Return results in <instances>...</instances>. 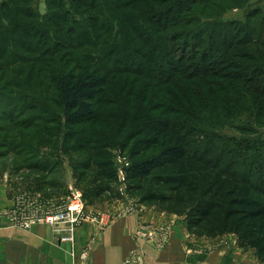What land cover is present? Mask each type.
Segmentation results:
<instances>
[{
    "label": "trees",
    "instance_id": "16d2710c",
    "mask_svg": "<svg viewBox=\"0 0 264 264\" xmlns=\"http://www.w3.org/2000/svg\"><path fill=\"white\" fill-rule=\"evenodd\" d=\"M43 1L0 0L1 143L19 160L37 154L28 134L85 153L74 168L98 171V194L118 148L141 205L264 262V1Z\"/></svg>",
    "mask_w": 264,
    "mask_h": 264
},
{
    "label": "rangeland",
    "instance_id": "374dc122",
    "mask_svg": "<svg viewBox=\"0 0 264 264\" xmlns=\"http://www.w3.org/2000/svg\"><path fill=\"white\" fill-rule=\"evenodd\" d=\"M39 1L40 10L45 12V1ZM256 1L258 0L253 2ZM226 11L223 16L226 21L227 19L242 20L246 13L244 7H231ZM224 130L226 133L241 135L233 127ZM260 130L264 132V127ZM26 137L37 154L33 156L24 153L20 160L15 158L14 149L8 151V146L0 141V189H2L0 198L6 196L12 200V204L0 203V208L11 207L22 194L38 198L43 202H62L67 201L73 192L79 191L83 195L85 210L89 215L85 222L93 225L94 230L85 239L83 250L78 253L77 230L83 224L75 230L64 224H57L51 227V230L56 235L64 236L65 241L69 242L67 250L59 247L64 241L63 238L51 239L53 241L50 244L53 245L51 256L55 255L53 257L57 258L56 261L49 263L48 257L45 258L46 261L43 260L40 257L43 250L38 249L31 250V257H35V261L29 263L25 258L21 264H93L91 248L96 242V233L101 234L108 226L105 214L110 208L116 210L115 212L129 215H141L144 212V218L138 221L133 232L135 244L128 248L127 255L120 264H264L255 250L239 241L234 234L218 235V237L198 236L188 231L183 217L141 205L131 194L129 184L126 188L125 182H114L111 192L102 191L98 194L99 187L103 185L98 171L88 172L80 177L79 171L74 168L78 162L85 160V153L64 154L55 148L40 145L38 138L32 134ZM112 149L114 164L119 170L123 168L128 155L118 148ZM22 159H26L25 164L39 160H47L50 164L46 172L41 169L35 171L26 165H21L22 163L19 162Z\"/></svg>",
    "mask_w": 264,
    "mask_h": 264
},
{
    "label": "crops",
    "instance_id": "0c3cea01",
    "mask_svg": "<svg viewBox=\"0 0 264 264\" xmlns=\"http://www.w3.org/2000/svg\"><path fill=\"white\" fill-rule=\"evenodd\" d=\"M1 193L2 189H0V195ZM0 201L1 204H12V200L6 196L3 199L0 198ZM115 211L112 208L107 210L105 218L108 226L101 234L96 233V242L92 245L90 252L93 264H120L126 257L128 248L135 244L133 232L138 221L144 218V212L141 216ZM51 227L37 223L31 229H22L12 226L8 217L0 215V264H21L25 258L30 263L36 259L31 257V250L38 249L43 250L40 256L43 260L48 257L49 263L56 261L57 258L53 257L55 255L51 256L53 248V245H50L53 243L51 239H64V236L56 235ZM93 228V225L85 221L83 226L78 228L76 236L78 253L83 250L85 239L94 230ZM68 245L69 242L64 239L59 247L67 250Z\"/></svg>",
    "mask_w": 264,
    "mask_h": 264
},
{
    "label": "built area",
    "instance_id": "2783aa9c",
    "mask_svg": "<svg viewBox=\"0 0 264 264\" xmlns=\"http://www.w3.org/2000/svg\"><path fill=\"white\" fill-rule=\"evenodd\" d=\"M129 165L128 157L123 168L117 170L118 182L129 181L126 178V167ZM133 210V209H132ZM0 215L8 217L10 224L15 227L31 229L37 223L55 226L64 224L75 230L89 216L85 210L84 198L81 192L75 191L67 201L43 202L27 194L19 196L17 201L7 208H0Z\"/></svg>",
    "mask_w": 264,
    "mask_h": 264
}]
</instances>
